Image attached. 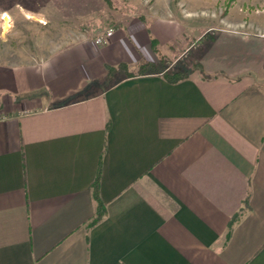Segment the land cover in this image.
<instances>
[{"label": "crops", "instance_id": "1", "mask_svg": "<svg viewBox=\"0 0 264 264\" xmlns=\"http://www.w3.org/2000/svg\"><path fill=\"white\" fill-rule=\"evenodd\" d=\"M149 22L0 64V264H264V27L204 30V74L109 83L176 63L188 36Z\"/></svg>", "mask_w": 264, "mask_h": 264}, {"label": "rangeland", "instance_id": "2", "mask_svg": "<svg viewBox=\"0 0 264 264\" xmlns=\"http://www.w3.org/2000/svg\"><path fill=\"white\" fill-rule=\"evenodd\" d=\"M132 19L150 21L152 32L159 31L163 43L188 36L171 49L178 55L174 66L165 57L163 66L171 71L197 69L198 53L212 39L211 32L199 42L204 30L243 21L249 30L260 31L264 0H0V64L42 60L79 36L99 38ZM139 70H118L109 83L139 76Z\"/></svg>", "mask_w": 264, "mask_h": 264}, {"label": "trees", "instance_id": "3", "mask_svg": "<svg viewBox=\"0 0 264 264\" xmlns=\"http://www.w3.org/2000/svg\"><path fill=\"white\" fill-rule=\"evenodd\" d=\"M107 2H110V0H106ZM204 40V37L199 40L201 42ZM163 61L164 58L161 57L159 64H151V63H143L140 66V75H148V74H161L168 82L171 83H177L179 81L185 80L189 76V72L186 71H171L168 70L167 68H164L163 66ZM126 66H120L117 70L111 68L110 69V74L113 75V73H116L118 70H126ZM193 70H199L202 74H204L203 69L201 65L196 69L194 68ZM129 77H134V76H129ZM101 172H102V165L100 163L95 181L93 183V196L95 201L97 202V210H96V217L93 220L92 224H96L99 221L102 220L103 216L105 215L106 209L104 204L102 203L100 199V181H101Z\"/></svg>", "mask_w": 264, "mask_h": 264}, {"label": "built area", "instance_id": "4", "mask_svg": "<svg viewBox=\"0 0 264 264\" xmlns=\"http://www.w3.org/2000/svg\"><path fill=\"white\" fill-rule=\"evenodd\" d=\"M113 34L114 29L110 28L105 32V34H103L99 39H97L95 43L98 45L106 44L109 39L113 36Z\"/></svg>", "mask_w": 264, "mask_h": 264}, {"label": "bare ground", "instance_id": "5", "mask_svg": "<svg viewBox=\"0 0 264 264\" xmlns=\"http://www.w3.org/2000/svg\"><path fill=\"white\" fill-rule=\"evenodd\" d=\"M4 18H5V17H4ZM4 18H3V19H4Z\"/></svg>", "mask_w": 264, "mask_h": 264}]
</instances>
